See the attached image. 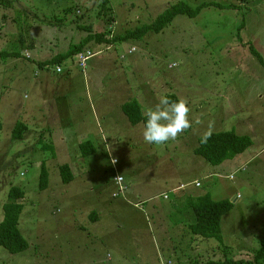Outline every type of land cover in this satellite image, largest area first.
<instances>
[{"label": "rangeland", "instance_id": "1", "mask_svg": "<svg viewBox=\"0 0 264 264\" xmlns=\"http://www.w3.org/2000/svg\"><path fill=\"white\" fill-rule=\"evenodd\" d=\"M103 1L0 2V53L21 54L0 58V222L10 190L22 189L19 228L30 246L20 254L0 246V264L253 260L264 240V65L251 48L264 62V0H108L100 15ZM178 2L205 7L159 34L92 42L85 72L76 57L60 73L56 64L39 66L88 35L113 39L150 24ZM171 95L188 101L192 126L163 145L145 143L144 125H132L122 105L137 102L144 112ZM16 121L29 127L22 141L12 138ZM209 131L248 136L253 145L213 166L194 153ZM85 142L94 148L87 157ZM65 164L69 184L60 175ZM118 178L127 190L115 198ZM206 194L234 203L222 219L224 246L189 230L187 207Z\"/></svg>", "mask_w": 264, "mask_h": 264}, {"label": "trees", "instance_id": "2", "mask_svg": "<svg viewBox=\"0 0 264 264\" xmlns=\"http://www.w3.org/2000/svg\"><path fill=\"white\" fill-rule=\"evenodd\" d=\"M4 1L7 3V6H11L12 3L14 4L17 0H0V2ZM107 3L108 0L103 1V9H101L102 11H100V15L106 10L108 11ZM204 7L205 6L203 5L193 9L184 2H178L157 16L154 22L150 24L144 25L141 28L133 31H128L125 35L117 36L113 39L107 38V33L88 35L84 37L78 44L72 46L67 52L58 54L48 61L39 63V66L48 67L52 64L62 65L66 61L76 57L82 52L88 50L93 52L94 49L89 48V45H91L92 42L97 44H109L112 42L120 43L129 39L143 38L150 32L159 34L168 25H170L177 16L186 15L190 18H195ZM107 22H109V20ZM81 29L88 30L89 27H81ZM251 52L260 60L262 65H264L261 55L254 48H251ZM20 55L21 54L19 52L12 53L10 55L5 52H1L0 58L20 57ZM167 97L171 101H176L178 99L173 95ZM122 111L132 125H144L145 118L142 115V108L137 102H125L122 105ZM28 131L29 127L25 123L16 121L12 132V138L14 140L22 141L24 139L25 133ZM201 138L199 139L198 146L195 148L194 153L195 155L204 158L213 166L221 165L227 160H233L236 156L242 155L253 145V141L250 137L238 136L233 132L211 133L210 139L207 140V143H202ZM49 148V146L43 147V150H47ZM80 151L83 157L93 154L94 148L92 143H82L80 145ZM60 175L64 184H69L74 179L73 171L67 164L60 166ZM47 186L48 171L45 168V164H43L40 175L39 190H45ZM24 197L25 192L22 189L12 188L8 195V202L3 206V220L0 222V246L11 254L23 253L30 247L28 241L22 235L19 228L21 215L24 210V205L21 200H23ZM233 206L234 203H232L230 200L226 199L215 201L210 197L209 194L199 196L198 198L194 199V201H192L187 207V210L189 212L191 211V222L189 225L190 232L194 236L200 237L204 240L215 239L220 244V246H224V238L222 236V219L228 212L232 210ZM263 260L264 240H262L260 248L254 254L253 260H235L233 258H226L224 261L210 260L200 264H262Z\"/></svg>", "mask_w": 264, "mask_h": 264}, {"label": "clouds", "instance_id": "3", "mask_svg": "<svg viewBox=\"0 0 264 264\" xmlns=\"http://www.w3.org/2000/svg\"><path fill=\"white\" fill-rule=\"evenodd\" d=\"M190 112L191 109L186 99L178 98L176 101H171L167 96H160L154 107L142 113L145 118L142 132L145 143L163 145L176 140L180 134L192 126V121L189 119ZM210 135V131L206 132L201 142L207 143Z\"/></svg>", "mask_w": 264, "mask_h": 264}, {"label": "built area", "instance_id": "4", "mask_svg": "<svg viewBox=\"0 0 264 264\" xmlns=\"http://www.w3.org/2000/svg\"><path fill=\"white\" fill-rule=\"evenodd\" d=\"M24 55L30 57V55H29L27 52H26V54H24ZM94 56H95V54H94L93 52L89 51V50H88V51H85V52H82V53H80L79 55L76 56L77 64H78V66L82 69L83 72L86 71V67H87V63H88V61H89L91 58H93ZM56 70H57L58 73H60V72L63 71L61 66H57V67H56ZM228 178L233 180V176H232V175L229 176ZM116 185H117V187H118V190H117V192L114 193V195H113L115 198H117V197H119V196H121V195H124L125 192H126V190H127V187H125V186L123 185V179H122V178H118V179L116 180ZM195 185H196L197 187H199V186H200V183L197 182V183H195ZM183 187H184V186H183ZM183 187H182V188H183ZM166 198L168 199V196H167ZM239 198H240V196L238 195V196H237V199H239ZM137 206H138V205H137Z\"/></svg>", "mask_w": 264, "mask_h": 264}, {"label": "crops", "instance_id": "5", "mask_svg": "<svg viewBox=\"0 0 264 264\" xmlns=\"http://www.w3.org/2000/svg\"><path fill=\"white\" fill-rule=\"evenodd\" d=\"M238 156H240V155H238ZM238 156H236L234 159L236 160V158L238 157ZM233 159V160H234ZM232 161V160H231ZM198 181H194V182H191L192 184H195V183H197ZM184 185H181V186H179V187H177V188H174V189H172V190H178V189H181L182 187H183ZM197 187V186H196ZM164 195H166V194H164ZM238 196V195H237ZM237 196L233 199L234 201H237L238 199H237ZM151 199V198H150ZM170 199V197H168V199H166V200H169ZM149 201V200H148ZM233 201V202H234ZM156 215H158V217L159 218H161L162 216H165V215H161V214H156ZM170 215H172V214H170ZM180 217L181 216H184V215H182V214H178ZM173 216V215H172ZM189 216L191 217V214H189ZM160 230H161V233L163 234V236L165 235V234H167L168 233V229H166L165 227H163V225L161 224L160 225Z\"/></svg>", "mask_w": 264, "mask_h": 264}]
</instances>
